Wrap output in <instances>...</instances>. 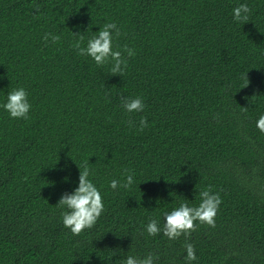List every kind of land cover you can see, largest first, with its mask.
<instances>
[{
	"label": "trees",
	"instance_id": "trees-1",
	"mask_svg": "<svg viewBox=\"0 0 264 264\" xmlns=\"http://www.w3.org/2000/svg\"><path fill=\"white\" fill-rule=\"evenodd\" d=\"M242 3L243 24L232 12ZM111 22L113 49L135 52L123 76L72 46V32L83 47ZM19 87L28 118L0 107V264H122L149 252L154 264H189L186 242L191 264H264V0H0V104ZM122 95L144 109L126 112ZM85 161L104 211L76 236L56 203ZM124 169L134 183L112 189ZM207 186L222 200L214 228L147 233L150 218L162 225L180 202L198 205Z\"/></svg>",
	"mask_w": 264,
	"mask_h": 264
},
{
	"label": "clouds",
	"instance_id": "clouds-1",
	"mask_svg": "<svg viewBox=\"0 0 264 264\" xmlns=\"http://www.w3.org/2000/svg\"><path fill=\"white\" fill-rule=\"evenodd\" d=\"M33 9L35 11L32 14L35 15L39 13L40 6L35 5ZM250 11L251 9L247 4H239L232 10L233 19L243 24L249 21ZM113 32H115L117 37L120 35V30L116 23H105L95 35L88 38L86 46L83 47L81 45L85 37L79 32H72L73 36L76 37L72 46L77 50L78 55L90 56L98 66L110 63V74L123 76L127 68V60L124 57V53L128 57H132L135 52L127 46H124L123 51L119 49V46L114 50L112 43ZM49 38H51L52 43H56L60 39L58 35L45 33L43 37L45 42H48ZM120 104L128 113L140 112L145 107L140 97L133 98L122 95ZM0 107L6 110L11 118L27 119L31 108L27 91L23 87L12 89L7 92L6 101L0 104ZM128 124L131 127L134 125V121L130 119ZM146 127H148L147 120L141 117L137 131H143ZM256 127L261 133H264V114H261L256 120ZM88 163L89 161H85L79 167L77 166L79 169L78 186L70 193L64 192L56 203L62 209H66L61 211L64 227L70 229L71 233L76 236L85 229L93 228L104 211L102 196L89 179L90 169ZM128 172L129 169H124L122 173L124 176L123 181L113 179L110 181L109 186L114 190L118 187L129 189L134 183V177L131 174L125 175ZM199 197L200 202L196 206H190L186 201H182L178 207L164 212L162 225L156 219L150 218L145 226L147 233L155 236L162 232L169 240H175L182 235L187 239L192 232L196 231L197 221L200 224H207L209 227L214 228L215 217L222 202L221 197L218 192L212 191L211 186L201 189ZM184 248L186 250L185 259L191 264V261L196 260L194 245L186 242ZM155 258H158V256ZM122 264H154V256L151 252L143 258L127 256Z\"/></svg>",
	"mask_w": 264,
	"mask_h": 264
}]
</instances>
